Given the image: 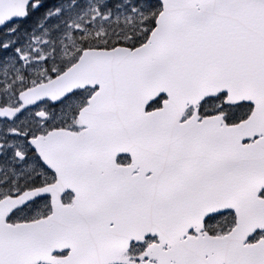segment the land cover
<instances>
[{"label": "snow or ice", "instance_id": "1", "mask_svg": "<svg viewBox=\"0 0 264 264\" xmlns=\"http://www.w3.org/2000/svg\"><path fill=\"white\" fill-rule=\"evenodd\" d=\"M0 264H264V0H0Z\"/></svg>", "mask_w": 264, "mask_h": 264}]
</instances>
